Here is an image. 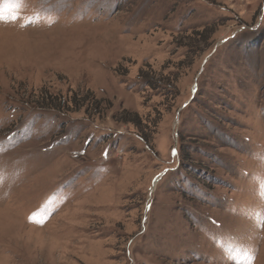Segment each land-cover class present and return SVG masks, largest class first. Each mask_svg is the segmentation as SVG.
<instances>
[{
  "label": "rangeland",
  "instance_id": "1",
  "mask_svg": "<svg viewBox=\"0 0 264 264\" xmlns=\"http://www.w3.org/2000/svg\"><path fill=\"white\" fill-rule=\"evenodd\" d=\"M20 3L0 264H264V0Z\"/></svg>",
  "mask_w": 264,
  "mask_h": 264
},
{
  "label": "snow or ice",
  "instance_id": "2",
  "mask_svg": "<svg viewBox=\"0 0 264 264\" xmlns=\"http://www.w3.org/2000/svg\"><path fill=\"white\" fill-rule=\"evenodd\" d=\"M22 6L20 3V0H15V3H10L9 0H2L0 2V22H15V20L18 18L17 16L13 15L11 17H5L4 13L6 8L12 9L16 8L19 9Z\"/></svg>",
  "mask_w": 264,
  "mask_h": 264
}]
</instances>
